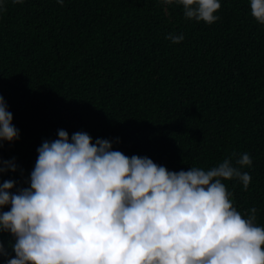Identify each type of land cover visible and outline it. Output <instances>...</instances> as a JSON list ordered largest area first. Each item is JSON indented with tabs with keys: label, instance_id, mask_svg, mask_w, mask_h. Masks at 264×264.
Listing matches in <instances>:
<instances>
[{
	"label": "trees",
	"instance_id": "obj_1",
	"mask_svg": "<svg viewBox=\"0 0 264 264\" xmlns=\"http://www.w3.org/2000/svg\"><path fill=\"white\" fill-rule=\"evenodd\" d=\"M219 2L209 25L163 0H0V95L19 130L0 147L17 165L0 183L29 186L37 148L61 129L176 172L246 152L247 190L224 183L234 207L256 208L264 227V25L250 0Z\"/></svg>",
	"mask_w": 264,
	"mask_h": 264
},
{
	"label": "clouds",
	"instance_id": "obj_2",
	"mask_svg": "<svg viewBox=\"0 0 264 264\" xmlns=\"http://www.w3.org/2000/svg\"><path fill=\"white\" fill-rule=\"evenodd\" d=\"M163 3L182 5L188 20L219 19V0ZM250 13L264 25V0H250ZM166 39L176 44L184 35ZM12 120L0 95V147L19 138ZM37 154L29 186L0 183V209L10 207L0 211V233L11 236L7 247L0 241L4 264H264L257 209L242 215L224 183L235 179L247 190L246 152L235 163L233 153L208 170L176 172L113 150V141L61 129ZM16 171L14 159H0V176Z\"/></svg>",
	"mask_w": 264,
	"mask_h": 264
}]
</instances>
